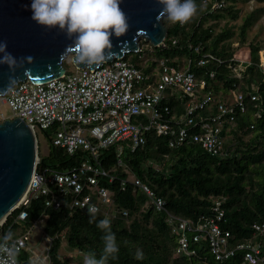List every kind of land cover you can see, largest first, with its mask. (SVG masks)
Wrapping results in <instances>:
<instances>
[{
	"label": "built area",
	"instance_id": "built-area-1",
	"mask_svg": "<svg viewBox=\"0 0 264 264\" xmlns=\"http://www.w3.org/2000/svg\"><path fill=\"white\" fill-rule=\"evenodd\" d=\"M228 1L202 0L204 6L208 4L209 12L226 7ZM172 42L178 43L176 38ZM168 45L165 39L159 46L167 48ZM201 49V44L194 47L198 53ZM229 56L223 59L208 52L198 56L196 63L203 66L209 61L228 62L233 77L242 79L251 62L244 64L245 59H239L233 52ZM191 62L181 68L161 57L155 71L149 72L147 65L139 66L126 55L95 68L67 69L62 77L47 82L27 79L10 87L0 96V101L11 107V118H23L35 134L36 127L49 133L52 145L64 149L68 155L81 152L85 157L73 168L61 170L44 164L38 156L28 191L18 207L28 206L33 199L44 196L46 206L57 209L69 197L71 208L88 212V207L94 205L98 209L96 214H102L103 219H127L131 211L117 206L113 188L101 182L106 179L113 183L119 179L122 189L131 184L134 191L145 194L142 209L153 208L165 215L179 254L196 255L207 249L206 262L212 258L215 264H236V260L238 264H264V223H252V237L236 241L232 231L224 226L225 197L214 198L209 213L196 219L176 215L166 200L157 196L123 161L126 151L133 152L145 145L146 135L152 132L167 137L171 148L198 143L212 155H223L226 136L223 134L236 125L238 114L246 112L248 100L256 108L254 116L264 117V102L258 86L251 84L243 91L234 83L232 90L216 95L214 86H209L206 79H197ZM262 66L264 70V63ZM210 76L215 77V72ZM172 99L179 101L181 113L170 105ZM114 144H118V165L129 172L127 177L118 178L116 168L108 170L102 165V149ZM27 218L28 212L22 209L16 220ZM5 221L0 224V245L14 252L11 257L0 252V260L12 259L15 264H21L19 254L24 250L31 252V228L42 229L43 218L33 221L30 229L19 231L9 240L3 239L8 235L3 232ZM30 259L34 264L31 255Z\"/></svg>",
	"mask_w": 264,
	"mask_h": 264
},
{
	"label": "trees",
	"instance_id": "trees-1",
	"mask_svg": "<svg viewBox=\"0 0 264 264\" xmlns=\"http://www.w3.org/2000/svg\"><path fill=\"white\" fill-rule=\"evenodd\" d=\"M229 1L226 7L209 12L208 4L204 6L202 0H196L197 14L183 25L172 23L164 17L163 22L168 28L166 38L168 47H155L149 42L141 41V47L143 48L146 43L155 56L151 60L148 71H154L161 57H166L170 63L179 67L176 58L182 56L186 58L184 65L192 60L191 70L195 72L197 79H206L209 86L215 87L216 95H220L221 88L225 91L232 90L234 83L243 91L250 88L251 84H255L264 102V70L260 59V51H264V47L258 43L248 42L246 33L251 24L249 19L245 20L240 31L241 43H248L251 48V55L250 48L248 54L241 55L247 58L251 56L249 59L251 64L247 66L242 79L233 77L234 74L228 62L219 64L217 61H209L203 66L196 63L198 56L208 52L223 59L229 58V53L233 50L234 55H238L236 51L239 47L231 48V42L219 48L222 40L234 32L216 34L212 24L227 16L233 18L237 16L233 12L236 1ZM207 21L212 23L206 25ZM173 38L177 39V44H173ZM199 44L202 49L198 53L195 52L194 47ZM145 54V49H141L135 54L129 53L127 57L141 66L138 60L141 61ZM68 64L64 60L67 69ZM213 71L215 77L211 78L210 73ZM178 102L174 99L169 101L170 105L181 113L183 109ZM255 110L254 103L248 100L246 112L238 114L236 125L230 129L231 131L226 132L233 133L235 139L230 146L226 145V138L224 139L223 153L225 154L222 153L223 155H212L198 143H188L177 149L171 148L167 137L152 132L146 135L145 145L139 146L133 152L127 150L123 161L127 168L150 185L157 196L166 200L169 209L176 215L196 219L201 214L209 213L214 198L225 197L226 223L224 226L232 231L237 238L236 241L248 239L252 237V223H264V147H262L263 144L260 146L255 141L256 138L264 136V117L257 119L254 116ZM251 125H254V128ZM253 130L257 133L249 142L241 141L240 132ZM226 133L223 135H227ZM47 135L49 136V133ZM52 147L53 150L58 149L60 152L58 156L55 152L49 155L51 162L49 165L61 170L71 169L85 158L81 152L70 156L64 149L53 145ZM117 149L118 144L102 149V165L108 170L116 168L118 178L127 177L129 172L125 167L118 165ZM101 182L113 188L117 206L140 213V216L135 217L130 225L119 217L110 220V227L115 233L119 252L115 259L109 258L106 264H215L212 258L208 262L204 260L207 249H202L198 254L190 256L175 252L177 242L165 221V215L153 208L142 209L146 198L143 192L134 191L131 184L122 189L119 179L113 183H109L106 179ZM22 209L28 212V218L24 221L26 228H30L33 221L43 218L42 227L52 238L48 251L50 264H68L59 254L62 244L60 235L66 228L70 247L92 252L97 258L101 256L104 232L97 227V222L103 219L102 214H96L95 219L90 222L88 212L70 207L69 197H66L61 208L56 209L46 206L45 197L40 196L33 199L28 206L21 205L7 217L3 225L4 234L8 233L10 236L18 234L20 226L16 219ZM168 249L173 252V255L174 253L178 255H174L175 257L171 260H166L163 252ZM138 250L143 252V259L136 258ZM19 261L21 264H32L30 252L24 250L20 253ZM238 262L236 260L234 263L238 264Z\"/></svg>",
	"mask_w": 264,
	"mask_h": 264
},
{
	"label": "water",
	"instance_id": "water-1",
	"mask_svg": "<svg viewBox=\"0 0 264 264\" xmlns=\"http://www.w3.org/2000/svg\"><path fill=\"white\" fill-rule=\"evenodd\" d=\"M31 0H0V41L16 59L14 67L0 63V96L19 81L43 83L67 72L64 60L71 57L75 68H86L76 60L75 34L69 36L58 27L47 28L31 17ZM120 7L129 28L121 37H111L110 55L105 62L140 50L141 41L158 47L168 28L157 16L156 0H122ZM2 55V54H0ZM31 57L29 61L27 58ZM38 140L34 129L21 117L0 121V224L24 199L38 160Z\"/></svg>",
	"mask_w": 264,
	"mask_h": 264
},
{
	"label": "clouds",
	"instance_id": "clouds-1",
	"mask_svg": "<svg viewBox=\"0 0 264 264\" xmlns=\"http://www.w3.org/2000/svg\"><path fill=\"white\" fill-rule=\"evenodd\" d=\"M121 2L122 0H31V18L41 26L58 27L69 36L75 34L73 48L77 62L92 67L109 58V50L112 48L111 37H121L129 28L127 16L120 7ZM156 2L162 6L157 18L166 17L172 23L183 25L198 12L196 0H156ZM6 48V42L0 41V54H2L0 63H6L11 68L17 61L6 51ZM27 59L30 61L31 57ZM97 211L94 205L88 207L90 222L95 219ZM110 225L111 221L107 218L97 222V227L104 232L102 254L99 258L95 254L86 255L83 264H106L109 258H116L119 248ZM3 239L9 240L10 235L4 236ZM0 252L11 257L14 250L0 245ZM136 258L143 259V252L138 250ZM0 264H15V261L2 259Z\"/></svg>",
	"mask_w": 264,
	"mask_h": 264
},
{
	"label": "rangeland",
	"instance_id": "rangeland-1",
	"mask_svg": "<svg viewBox=\"0 0 264 264\" xmlns=\"http://www.w3.org/2000/svg\"><path fill=\"white\" fill-rule=\"evenodd\" d=\"M236 2L234 3L235 8L233 10V12H235L237 14L236 17H232V16H227L225 18H221L219 20H217L215 23H212L211 21H207L206 25L209 24H213L214 28L216 30V34L217 33H221V32H227V31H233L234 33L229 36L226 37L224 40H222V42L219 44V48L226 43L231 42V48H238V50L236 51L238 55H236L237 57H240L239 59H245V63L247 64L250 60L249 56L244 57L241 56L243 53L244 54H248L249 53V48L250 45L248 43H244L242 44L240 41V31H241V27L244 24L246 19H249V21H251L250 26L247 29V33H246V37L249 43H258V45L264 47V0H235ZM147 42V41H146ZM241 43V44H240ZM149 45H147L146 43L143 45L142 49H145L146 54L142 57L141 61L138 60V62H140L143 65H147L149 68L151 67V60L154 56V54L152 53V50L148 47ZM148 47V48H146ZM234 51V50H233ZM231 51V52H233ZM135 54V53H133ZM250 55H251V48H250ZM185 57H178L176 58L177 62H179V67L184 68L185 67ZM260 59H261V64L264 63V51H260ZM65 61H67L69 64L67 65L69 68V71H71V69L74 68V66L72 65L71 62V57L69 56L68 58L65 59ZM184 62V63H183ZM251 62V61H250ZM157 67V66H156ZM155 67V69H156ZM154 69V71H155ZM219 86V85H218ZM220 87V86H219ZM215 90V87H213ZM221 91H225L224 88H221ZM3 116H5L6 118H11L13 117V111L11 109V107L9 106L8 103H3L2 101H0V121L3 120ZM36 135L38 138V154L39 157H41V159L45 160V164L49 165L50 162V158L49 155L50 154H54V152L56 153V156H58L60 150H53L52 147V143L50 141L49 136L45 133L44 130L40 129L39 127H36ZM231 131V130H229ZM257 133V131L253 130V131H248V132H240V136H241V141L245 142H249V140H251L252 137H254V135ZM235 135L233 133H227V135L225 136L226 138V145L230 146L231 143L233 142V140L235 139L234 137ZM257 139V140H256ZM255 141L257 143L260 144V146H262L261 144H263L262 147H264V136L263 137H258L256 138ZM246 148V147H245ZM157 168H159V166L156 165ZM130 177H133V174L130 175ZM140 216L139 211L137 212H131V215L127 218L124 219L125 223L130 225L135 217ZM145 222V221H144ZM18 226L21 232H24L30 228H26L25 226V222L24 220H19L18 221ZM31 227V226H30ZM68 229H64L63 232L61 233V239H62V244H61V248L59 251V254L61 255V257H63L68 264H83V260L84 257L86 255L89 254H93L92 252H86L83 251L82 249L79 248H73L70 247L67 239H68ZM29 246L31 247V252L30 255L33 257V260L35 261L34 264H50V258L48 255V251L50 248V244H51V240L52 238L46 233V231L44 230V228L42 227V229H39L37 227L35 228H31V232L29 234ZM139 248V247H138ZM141 249V248H139ZM177 252V251H175ZM178 253V252H177ZM176 253V254H177ZM164 257L166 260H171L173 257L176 256V254L173 252H171V250H167L163 252ZM179 254V253H178ZM177 254V255H178ZM172 256V257H171ZM164 259V261H165Z\"/></svg>",
	"mask_w": 264,
	"mask_h": 264
}]
</instances>
